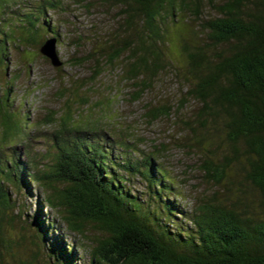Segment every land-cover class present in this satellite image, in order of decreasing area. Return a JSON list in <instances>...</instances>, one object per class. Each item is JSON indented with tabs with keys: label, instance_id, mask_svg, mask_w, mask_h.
<instances>
[{
	"label": "trees",
	"instance_id": "1",
	"mask_svg": "<svg viewBox=\"0 0 264 264\" xmlns=\"http://www.w3.org/2000/svg\"><path fill=\"white\" fill-rule=\"evenodd\" d=\"M43 1L36 14L20 18L27 28L0 27V68L6 72L8 45L16 35L25 44L38 43L39 15L50 4ZM105 1L120 8V34L108 54L99 51L100 60L119 62L122 80L134 87L133 100L160 73L177 76L184 85L181 100L197 104L193 113L184 116V105L156 104L145 117L173 118L174 124L178 118L181 129L192 132L189 143L202 152L204 177L219 189L188 209L156 158L164 146L155 145L149 154L135 146L142 156L133 160L135 151L124 138L108 135L100 120L75 121L68 101L49 170L38 166L30 144L9 145L12 156L0 149V264H10L7 257L41 264L40 254L46 263L74 264L81 252L69 237H86L89 223L103 231L91 238L89 264H264V0ZM9 3L0 0V9ZM15 76L6 79L10 85L0 105L11 95ZM0 139L9 141L6 128H0ZM114 147L125 155L108 150ZM9 183L26 199L34 194L31 184L41 188L33 212L20 209L23 203L12 197ZM15 220L32 230L31 239L16 234Z\"/></svg>",
	"mask_w": 264,
	"mask_h": 264
},
{
	"label": "rangeland",
	"instance_id": "2",
	"mask_svg": "<svg viewBox=\"0 0 264 264\" xmlns=\"http://www.w3.org/2000/svg\"><path fill=\"white\" fill-rule=\"evenodd\" d=\"M21 1L22 3H17ZM48 1L50 4L38 19L40 29L35 35L38 43L25 44L20 41L19 35H16L15 41L8 45V55L5 59L7 72L0 68V102L4 89L10 85L6 79L16 75L10 87L8 102L0 105V113L6 119L5 127L0 128H6L9 137V141L3 143L0 139V149L4 148L5 155L12 156L13 150L9 145L30 144V152L38 166L44 170L48 169L54 162L55 139H60V119L65 114L69 101L75 121L100 120L108 135L124 138L122 140L135 151L132 154L133 160L140 161L142 156L135 146L146 154L156 152L155 145L160 148L164 146L163 155L158 154L156 158L168 170L169 174H166L161 168L167 180L173 178L171 181L176 187L172 192L176 196L179 194V201L188 209L194 208L200 198L219 189V185L204 177L199 168L202 152L194 149L189 143L192 132L181 129L178 118H175L177 124H174L173 118L160 117L148 122L145 117L149 107L156 104H174L179 107L184 105V116L193 113L197 104L188 102L186 97L181 100L184 85L179 83L177 76L170 70L160 73L159 78L153 81L152 87L144 90L138 100H133L131 97L134 87L130 81L122 80L119 62L116 61L114 66H110L100 60L99 51L105 49L107 53V50H111L114 36L116 33L120 34L119 6L109 4L105 0ZM43 2L45 1L10 0L8 8L0 9V27L6 31L10 24H18V30L27 28L24 26L26 21L20 18L25 19L26 15L36 14ZM11 17L16 18L11 20ZM47 26H51V29H47ZM49 37H55L57 40L55 48L61 61L58 66L53 65L50 59L39 51L40 43ZM172 57L179 65L177 51L172 52ZM96 70L101 72L92 80L91 75ZM82 100H87V104L84 105ZM107 143L104 142L106 146ZM114 144L121 148L117 142ZM24 148L21 151L22 157ZM108 150L113 154L120 152L125 155V150L118 151L116 147ZM127 153H131L130 149ZM54 184L57 187L63 186L62 182ZM31 186L34 194L26 199L14 185L8 184L12 197H15L19 204L23 203V207L19 205L20 209L29 207V212L34 211L37 192L41 191V188H35L34 183ZM42 190L44 191L43 188ZM48 209L54 214L52 209ZM14 229L16 234L24 233L25 238L31 239L32 230L28 231L22 220H15ZM61 229L65 230L64 227ZM85 230L89 239L78 234L69 237L70 241L76 239L81 252V257L78 256L74 264H89L90 248L95 243L91 238L96 239L97 235L103 233L94 223H89ZM39 257L41 264H50L44 261L47 257L43 254ZM6 259L10 264H16L14 258Z\"/></svg>",
	"mask_w": 264,
	"mask_h": 264
},
{
	"label": "water",
	"instance_id": "3",
	"mask_svg": "<svg viewBox=\"0 0 264 264\" xmlns=\"http://www.w3.org/2000/svg\"><path fill=\"white\" fill-rule=\"evenodd\" d=\"M55 43L56 41L54 38H48L41 44L39 51L48 57L53 65L58 66L60 65L61 61L58 58Z\"/></svg>",
	"mask_w": 264,
	"mask_h": 264
},
{
	"label": "bare ground",
	"instance_id": "4",
	"mask_svg": "<svg viewBox=\"0 0 264 264\" xmlns=\"http://www.w3.org/2000/svg\"><path fill=\"white\" fill-rule=\"evenodd\" d=\"M52 38H54V39H55V41H56V38H55V37H52Z\"/></svg>",
	"mask_w": 264,
	"mask_h": 264
}]
</instances>
